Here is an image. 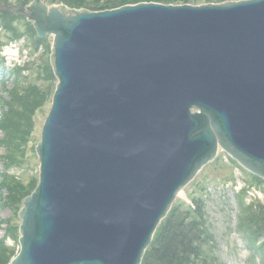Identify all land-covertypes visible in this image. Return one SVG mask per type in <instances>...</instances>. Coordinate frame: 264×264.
<instances>
[{
    "label": "water",
    "instance_id": "1",
    "mask_svg": "<svg viewBox=\"0 0 264 264\" xmlns=\"http://www.w3.org/2000/svg\"><path fill=\"white\" fill-rule=\"evenodd\" d=\"M25 15L59 83L10 264H141L220 148L264 179V0Z\"/></svg>",
    "mask_w": 264,
    "mask_h": 264
},
{
    "label": "rangeland",
    "instance_id": "2",
    "mask_svg": "<svg viewBox=\"0 0 264 264\" xmlns=\"http://www.w3.org/2000/svg\"><path fill=\"white\" fill-rule=\"evenodd\" d=\"M5 1L12 6L17 0ZM88 1L92 6L115 8L123 6V1L152 2ZM160 1L166 5L211 3L209 0ZM10 29L19 30L17 37H13L15 33ZM57 83L50 63L49 38L40 40L32 23L22 15L0 17V256L8 249L18 254L20 248L19 211L25 197L39 183L36 148ZM7 126H11V131ZM251 175L229 154L220 151L175 201V205L184 208H197V202H202L204 218L213 234L209 254L217 258L218 264H263L262 255L253 252L251 239L243 232V216L249 212L244 211L245 205L257 212L259 205L253 203L258 200L264 204V190L259 187L264 180L257 184Z\"/></svg>",
    "mask_w": 264,
    "mask_h": 264
},
{
    "label": "trees",
    "instance_id": "3",
    "mask_svg": "<svg viewBox=\"0 0 264 264\" xmlns=\"http://www.w3.org/2000/svg\"><path fill=\"white\" fill-rule=\"evenodd\" d=\"M31 1L33 0H17L13 5L20 10H24V7ZM45 1L50 5L65 4L70 8L76 9L86 8L99 11L115 8L106 5L92 6L88 0ZM150 1L161 2L160 0ZM209 1L222 2L225 0ZM123 2V5L134 3L130 1ZM0 5L10 6L5 0H0ZM5 15L14 16L10 11H0V17ZM10 31L15 33L13 35L14 38L17 37L19 30L10 29ZM8 128L9 131H11V126H7V129ZM255 181L256 183L257 181L259 182L257 184H261L260 182L262 180L256 177ZM246 191L245 189L243 193ZM197 205V208H193L192 206L188 208H184L180 205L173 206L168 216L159 226L154 240L144 256L142 264H207L206 262L209 260L210 264H218L217 259L209 254V241H212L213 234L204 218L202 202L198 201ZM253 205H259V210L257 212H254L249 206L247 207L245 205L244 207V211L247 209L249 212L243 216V232L250 237L253 244V252L256 253V255H262L264 264V204H261L260 201H255ZM15 255L13 249L6 250V252L0 256V264H9Z\"/></svg>",
    "mask_w": 264,
    "mask_h": 264
}]
</instances>
